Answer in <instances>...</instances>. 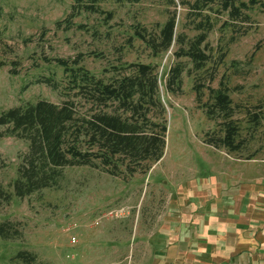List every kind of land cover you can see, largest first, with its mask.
Listing matches in <instances>:
<instances>
[{
    "label": "rangeland",
    "instance_id": "1",
    "mask_svg": "<svg viewBox=\"0 0 264 264\" xmlns=\"http://www.w3.org/2000/svg\"><path fill=\"white\" fill-rule=\"evenodd\" d=\"M243 1L250 7L239 20L209 12L211 28L200 45L209 59L196 69L190 57L179 55L201 32L194 28L202 16L189 8L193 0H98L96 11L74 13L73 0H0V113L68 97L79 113L96 109L73 96L56 61L62 58L107 81L129 73L133 63L154 65L168 120L164 153L150 168L67 166L57 185L24 197L14 195L12 184L29 142L0 125V185L11 194L0 200V223L11 224L10 237H0V264H27L16 257L19 251L33 256L28 264H137L149 255L138 250L151 245L168 201L198 186L199 177L223 171L264 184V9ZM173 15L175 39L155 56L136 30L157 37ZM176 65L183 69L181 85L170 91L168 74ZM223 87L238 126L234 151L205 142L222 136L219 124L230 120L210 118L204 108L211 88ZM262 259L257 263L264 264V253Z\"/></svg>",
    "mask_w": 264,
    "mask_h": 264
},
{
    "label": "trees",
    "instance_id": "2",
    "mask_svg": "<svg viewBox=\"0 0 264 264\" xmlns=\"http://www.w3.org/2000/svg\"><path fill=\"white\" fill-rule=\"evenodd\" d=\"M98 0H73L75 10L96 11ZM135 3L140 0H115ZM249 4L264 9L261 0H249ZM250 6L243 0H193L189 8L196 16H202L194 26L201 32L181 48L179 55L188 56L196 69L202 68L209 57L200 45L207 38L211 28L209 12L225 13L231 20L242 19L245 9ZM2 7L0 4V15ZM206 14H203L205 13ZM244 17V18H245ZM175 16L167 18L159 36L146 35L136 30V37L145 42L153 55L167 50L175 39ZM63 66L70 91L74 97L96 106L89 113H79L75 99L67 98L61 104L43 99L24 106L8 108L0 113V125H7V132L27 139L28 150L22 156L13 181V193L24 197L42 188L57 185L63 175V168L76 165L103 167L124 166L134 172L138 166L150 168L164 153L168 120L158 89L156 67L149 63L137 62L130 65V72L107 81L96 78L89 70L75 61L57 58ZM182 67L169 70L166 87L173 91L180 89ZM196 100H201V89L194 88ZM210 104H204L210 118H230L219 124L224 134L209 135L205 142L216 148L238 149L235 142L238 126L231 120V99L225 87L211 88ZM11 194L0 185V200L8 201ZM11 224L0 223V237L9 238ZM16 257L26 262L32 255L19 251Z\"/></svg>",
    "mask_w": 264,
    "mask_h": 264
},
{
    "label": "crops",
    "instance_id": "3",
    "mask_svg": "<svg viewBox=\"0 0 264 264\" xmlns=\"http://www.w3.org/2000/svg\"><path fill=\"white\" fill-rule=\"evenodd\" d=\"M202 177V176H201ZM170 199L137 264H258L264 253V184L220 171ZM207 181V182H205ZM262 261H261V260Z\"/></svg>",
    "mask_w": 264,
    "mask_h": 264
}]
</instances>
